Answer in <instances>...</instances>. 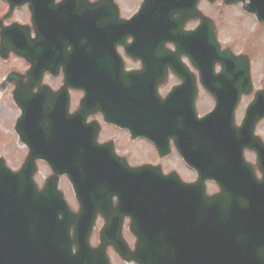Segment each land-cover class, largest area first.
<instances>
[{"label":"water","instance_id":"water-1","mask_svg":"<svg viewBox=\"0 0 264 264\" xmlns=\"http://www.w3.org/2000/svg\"><path fill=\"white\" fill-rule=\"evenodd\" d=\"M221 1L224 5L243 3L246 12L255 13L264 23V0H249L247 4L244 0ZM196 3L197 0H144L140 12L128 22V30L141 24L145 27V44H180L183 35L173 30L172 15L179 10L187 13V7L193 6L188 13L194 19ZM54 15L44 12V19ZM201 20L208 27L209 78L231 76L234 62L239 64L235 66L239 75L248 80V60L220 52L212 21ZM56 29H48L52 37L60 40L63 34L71 44H78L77 40L88 32L76 33L75 26L70 34ZM122 29V25H98L90 42L99 50L100 46L112 44ZM192 34L197 37L200 28ZM193 39L191 44L195 47ZM43 45L44 37L33 41L36 55L44 51ZM216 64L221 72L214 75ZM54 98L48 97L50 104ZM17 102L20 116L15 132L26 146L27 155L16 173L10 172L0 159V264H109L108 247L126 263L135 264H264V190L259 187H264V181L252 182L242 176V164L229 163L222 169L219 152L203 144L199 136H193L191 160L199 173L198 181L186 190H175L173 180L162 177L155 169H132L114 158L111 151L103 147L95 150L86 139L90 136L87 126L80 127V143H74L75 127L67 125L75 117L61 113L56 106L44 114V89L31 99L17 98ZM136 102L143 107L150 108L154 103L155 108L166 109L156 100ZM174 116L168 115L166 124H172ZM150 117L153 116H143L140 134L160 132ZM79 118L84 123L85 116ZM191 124L197 135L202 128L195 121ZM65 132L68 137L63 136ZM36 161H45L52 173L41 190L33 182ZM62 175L72 185L79 203L75 214L56 190ZM206 180L215 181L221 193L207 197ZM255 189L256 194L252 193ZM97 216L104 225L99 243L93 248L89 239ZM125 218L130 220L129 231L136 238L133 250H129L121 235ZM178 240L191 244L182 242L177 246ZM222 240L233 241L221 249ZM254 240L262 241V245H255L257 250L252 245Z\"/></svg>","mask_w":264,"mask_h":264},{"label":"flooded vegetation","instance_id":"flooded-vegetation-1","mask_svg":"<svg viewBox=\"0 0 264 264\" xmlns=\"http://www.w3.org/2000/svg\"><path fill=\"white\" fill-rule=\"evenodd\" d=\"M101 1L0 0L2 126L7 128L6 121L10 118L14 119V126L19 112L17 98L31 99L44 89V112L56 106L61 113L76 117L71 125L78 129L79 116L84 115L85 124L91 127L92 142L105 146L130 167L152 166L181 185L190 184L197 177L191 160L192 138L199 136L203 144L219 152L222 169L238 162L244 167L240 171L242 176L252 182L264 181V69L254 79L250 61V85L245 93L238 87V96L229 93L231 86H209L208 78L200 77L196 69L202 61L196 60L189 46L145 44L143 25L128 30V20L136 10H141L143 0H137L129 13L122 7H128V3L113 0V4L98 7ZM202 2L206 1L198 0L197 9L207 17L200 9ZM192 8L188 6V12ZM44 12L55 15L44 19ZM188 12L179 10L172 15L175 32L185 35L200 24ZM257 24L264 28L263 24ZM98 25L108 28L122 25V34L98 50L90 42ZM72 26L78 28L76 33L88 31L77 40L78 44H71L63 34L62 39L56 40L48 31L57 28L70 34ZM37 37H44V51L38 55L33 49ZM239 80L214 79L219 83ZM49 96L55 97L52 104ZM258 98L259 104L255 106L259 109L246 119V109ZM142 99L156 100L166 109L155 108L154 103L150 108L143 107L136 102ZM215 107L217 112L211 114ZM170 114L175 115L173 123L166 124ZM145 115L153 116L150 117L156 122L153 126L160 131L156 135L139 133ZM194 121L202 128L197 129V135L192 129ZM73 139L80 140L77 129ZM63 180L69 191L64 178L59 185ZM204 186L208 195L220 192L213 181ZM252 186L256 188V184Z\"/></svg>","mask_w":264,"mask_h":264},{"label":"rangeland","instance_id":"rangeland-1","mask_svg":"<svg viewBox=\"0 0 264 264\" xmlns=\"http://www.w3.org/2000/svg\"><path fill=\"white\" fill-rule=\"evenodd\" d=\"M121 3L129 4L128 7L122 6L125 10L127 8L126 12L129 13L132 7L137 5V0H121ZM200 9L214 22L218 40L223 48L228 47L233 54L245 53L246 56H248L253 64L252 76L254 75V79H257L260 71L264 69V28L258 26L253 18L246 16L240 7L223 6L220 0L215 1L212 5L202 2ZM3 118L4 117L0 118V158L5 161L8 169L16 172L23 162L27 150L16 141V136L13 133L12 127L14 119L10 118L7 120L6 124L8 127L4 128L2 126ZM36 165L37 170L33 179L37 187L40 189L43 186L46 177L49 176V171L44 166V163L37 162ZM66 187L67 186L63 180L60 189L66 194L67 201L70 203L71 200L68 196L69 191H67ZM208 191H212V188L210 187ZM71 209L72 212L76 210L75 203L71 204ZM127 225L128 221L125 220L122 228V235L131 248L134 244V238L128 232ZM101 227L102 220L98 218L90 236L89 243L92 247H95L98 242V232ZM107 256L110 264H123L110 249L107 250Z\"/></svg>","mask_w":264,"mask_h":264}]
</instances>
